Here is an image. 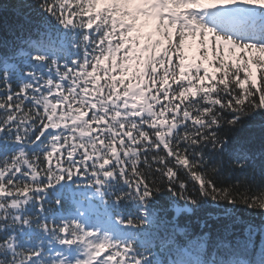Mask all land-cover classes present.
I'll return each mask as SVG.
<instances>
[{
  "label": "snow or ice",
  "instance_id": "6c2138e0",
  "mask_svg": "<svg viewBox=\"0 0 264 264\" xmlns=\"http://www.w3.org/2000/svg\"><path fill=\"white\" fill-rule=\"evenodd\" d=\"M0 264H264V0H0Z\"/></svg>",
  "mask_w": 264,
  "mask_h": 264
},
{
  "label": "trees",
  "instance_id": "16d2710c",
  "mask_svg": "<svg viewBox=\"0 0 264 264\" xmlns=\"http://www.w3.org/2000/svg\"><path fill=\"white\" fill-rule=\"evenodd\" d=\"M14 2V0H13ZM66 55H71V53L66 52ZM249 135L255 137V132L248 133ZM157 182H159V178L157 177ZM181 179H184L189 184V191L192 189V183L190 179L183 174L181 175ZM188 193H185L187 195ZM184 201L179 199L178 195H173L167 191H163L156 199L155 207L163 217V219L169 224H177L181 228H185L187 226L188 231L195 235L199 229L196 227V223L199 219H208L212 221L220 215V209L209 201V205L202 210L199 214L193 213H181L179 216L176 215L177 207L182 206ZM254 213H259V209L250 210ZM255 222L259 224L261 217L259 215L254 216ZM156 240V244L158 247L159 257L165 261H171L173 259H177V252H184V258H197L194 254L188 252V245L185 236L176 233L174 236H169L168 233L164 230L163 226L159 230L158 233L153 234ZM170 240V244H165L163 241ZM255 253L251 254V258H255ZM199 259H204V254L201 253L199 255Z\"/></svg>",
  "mask_w": 264,
  "mask_h": 264
}]
</instances>
